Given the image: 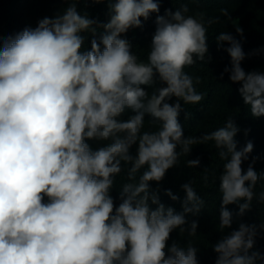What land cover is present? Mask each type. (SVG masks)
Listing matches in <instances>:
<instances>
[{
	"label": "clouds",
	"instance_id": "obj_1",
	"mask_svg": "<svg viewBox=\"0 0 264 264\" xmlns=\"http://www.w3.org/2000/svg\"><path fill=\"white\" fill-rule=\"evenodd\" d=\"M92 2L106 3L107 22L82 15L73 0L35 27L0 39V264H198L191 242L184 247L168 241L176 229L196 234L198 221L188 215H199L204 201L189 181L180 185L183 199L163 190L179 201L180 211L161 202L166 172L193 145L214 141L224 161L218 178L221 230L233 224L227 206L236 204L235 216L242 217L264 178L253 167L257 157L250 160L253 143L237 148L240 129L232 117L199 137L185 136L178 119L181 100L204 98L195 87L200 78L185 71L211 59L205 22L185 15L187 6L161 15L160 0ZM220 12L240 36L225 31L215 38L230 58L220 78L227 73L239 84L252 117L264 116V71L241 67L264 48L245 53L244 30L227 9ZM152 14L146 63L145 44L129 32ZM217 22L220 17L207 21ZM196 67L192 73L199 76ZM156 81L162 86L149 95L146 86ZM126 109L133 114L120 119ZM146 115L159 124L155 131H142ZM88 141L107 143L93 147ZM125 165L129 182L116 204L110 192ZM199 165V157L187 161ZM259 200L264 202V192ZM261 232L264 224L239 222L212 246L215 264L264 261L258 251L249 254Z\"/></svg>",
	"mask_w": 264,
	"mask_h": 264
},
{
	"label": "trees",
	"instance_id": "obj_2",
	"mask_svg": "<svg viewBox=\"0 0 264 264\" xmlns=\"http://www.w3.org/2000/svg\"><path fill=\"white\" fill-rule=\"evenodd\" d=\"M73 0H0V39L8 35H14L22 31L25 27H35L38 20L44 17H53L58 12L68 6ZM187 6L188 12L185 15H191L205 22L206 35L209 38V47L207 56L211 59L201 61L195 65L188 66L189 71H185L195 80L200 78V82L195 84L196 91L203 93L204 98L198 103H184L180 101L182 111L178 117L185 136L199 137L203 134L210 133L219 127H222L230 117L239 127L240 131L235 136L237 148H241L247 141L253 143L251 157H257L253 167L258 173L264 172V116L254 118L251 116L249 108L244 105L237 91L239 84L233 83L228 79L225 73L223 79L220 73L225 66H230V58L222 49H218L215 41L216 36L228 31L240 39L235 33V28L227 17H224L220 10L227 9L232 19L237 21L243 31L242 48L245 53L254 49L264 48V0H160V13L163 14L165 9H179ZM77 10L83 15L88 14L89 18H94L99 22H107V5L106 3H93L92 0H77ZM156 14H152L147 21L143 22L142 28L130 29L129 33L134 39L139 41L143 46L141 51L145 52V62L150 44L151 34L154 31L153 23ZM220 17V22L208 24L210 18ZM102 29H98L99 35ZM85 34V33H83ZM196 67L201 71L197 76L192 73ZM241 67L247 72L252 70L264 71V53L246 57L241 61ZM186 69V67H185ZM161 83L156 81L152 86H146V91L151 95ZM175 99V98H173ZM171 102V101H169ZM185 113L187 115H185ZM133 113L126 109L120 119H128ZM152 118L148 115L144 119L142 131H155L159 124L151 123ZM93 147L107 141L94 142L88 141ZM135 154V146L132 150ZM179 151V148L177 149ZM199 157L200 165L198 167L187 166L188 159ZM249 161L242 165L247 168ZM224 161L218 155L214 141H205L201 144L193 145L189 154H182L179 157L178 164L169 169L163 180L160 182V200L166 205L174 207L177 211L181 210L179 201H172L164 194V189H171L181 199L184 192L180 185L191 182L194 190L203 199L204 206L202 212L197 216H189V220H197V232L189 236L187 232H180L179 229L171 233L168 244L175 240L181 246L186 247L189 242L198 249V264H215L217 254L213 251L212 246L225 233L238 227L239 222L249 224H264V202L259 200V194L264 192V178L258 179L253 189L254 197L251 201V209L247 210L242 217H236L238 210L236 204H230L227 207L234 214L233 224L230 229H220L219 225V208L221 201V192L219 191V176L223 170ZM127 165L122 172L114 179L113 189L110 195L113 196L116 204L119 191L124 183L129 182L127 177ZM207 168V172H205ZM142 171V170H141ZM140 173L137 174L139 176ZM207 175L205 182L203 177ZM150 185L155 188L156 182L150 181ZM243 203V201H240ZM264 256V232H261L256 238L253 249ZM256 264H264V261H256Z\"/></svg>",
	"mask_w": 264,
	"mask_h": 264
}]
</instances>
